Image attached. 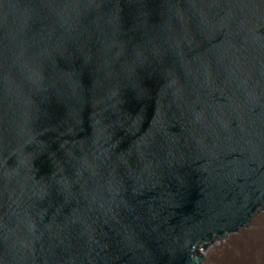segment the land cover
Masks as SVG:
<instances>
[{
    "label": "water",
    "instance_id": "95a60500",
    "mask_svg": "<svg viewBox=\"0 0 264 264\" xmlns=\"http://www.w3.org/2000/svg\"><path fill=\"white\" fill-rule=\"evenodd\" d=\"M264 214V0H0V264H203Z\"/></svg>",
    "mask_w": 264,
    "mask_h": 264
},
{
    "label": "bare ground",
    "instance_id": "6f19581e",
    "mask_svg": "<svg viewBox=\"0 0 264 264\" xmlns=\"http://www.w3.org/2000/svg\"><path fill=\"white\" fill-rule=\"evenodd\" d=\"M223 246L228 250L220 252L212 264H220L221 259H229L232 264H264V214H259L251 234H234L231 243ZM202 258L204 261L203 254Z\"/></svg>",
    "mask_w": 264,
    "mask_h": 264
},
{
    "label": "rangeland",
    "instance_id": "374dc122",
    "mask_svg": "<svg viewBox=\"0 0 264 264\" xmlns=\"http://www.w3.org/2000/svg\"><path fill=\"white\" fill-rule=\"evenodd\" d=\"M224 250H228V247H224L223 244L213 243V247L211 251L212 254H203V257L205 258L203 264H206L208 262L212 264L213 259L215 260L217 255ZM221 260L222 261L220 262V264H232L229 259H221Z\"/></svg>",
    "mask_w": 264,
    "mask_h": 264
}]
</instances>
